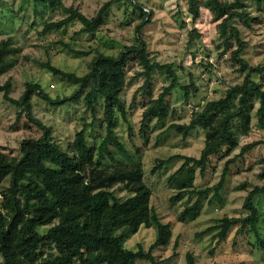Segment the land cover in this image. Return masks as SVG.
Returning a JSON list of instances; mask_svg holds the SVG:
<instances>
[{
	"label": "trees",
	"instance_id": "obj_1",
	"mask_svg": "<svg viewBox=\"0 0 264 264\" xmlns=\"http://www.w3.org/2000/svg\"><path fill=\"white\" fill-rule=\"evenodd\" d=\"M35 4L47 6L50 10H60L65 16L55 21L45 22L42 34L59 30L73 21L82 25L80 32L94 33L104 22L106 12L114 4L130 3L140 11L141 21L135 27V42L125 45L117 54L98 52L92 58L89 70L78 75L52 64L40 65L52 74L61 76L78 88L68 96L52 97L40 83L27 81L20 97L11 95L12 80L0 83L3 98L20 108L18 116L26 115L42 131L38 137L20 141L19 154L0 149V259L3 264H137L138 259L160 264L153 250L167 245L172 235V223L161 221L154 215L157 226L156 240L149 249L142 245L138 249L127 248L125 242L141 225L147 223L151 215L150 200L152 189L145 181V169L141 163L106 166V157L114 159L110 146L118 150L126 149L116 134V117L119 112L126 117L122 93L129 84V65L140 69L133 78L143 77V84L137 89L144 96L150 94L155 70L164 72L170 80L158 97H151L144 106L142 124L150 118L163 120L170 113L167 96L180 87L186 96L190 90L197 91L193 80L184 85L172 63H160L151 58L148 43L143 36V28L152 22V11H144L140 0H108L89 17L73 5L67 6L62 0H32ZM197 0H189L192 19L200 16ZM247 0H206L205 6L217 22L220 43L217 45L230 50L232 59L245 72L243 81L226 89L219 99L210 100L198 110L192 111L188 123H172L169 129H176L184 137L197 128L205 131V144L199 157L173 154L166 159H158L157 168L173 159H181L180 167L169 177L176 183L178 191L171 197L179 201L186 197L187 204L179 214V220L196 219L203 207L204 199L213 193L220 194L230 172L231 163L260 144L258 139L241 146L240 151L224 165L220 180L204 187L195 185L196 173L204 175L210 165L212 155H225L240 144V135L251 129L252 111L256 109L259 126L264 129V88L251 74L264 75V64L251 65L242 53L247 41L241 29L232 21L239 19L245 27L260 22L247 9ZM264 6V0H254ZM196 29L189 32L190 40ZM236 47L233 48V46ZM14 38L0 39V75L11 70L16 60L13 57ZM223 51V52H224ZM81 53V51H76ZM222 53H220L221 55ZM84 92L85 104L96 120L98 102L103 103L102 122L106 135L98 149L88 142V126L84 124L70 143L63 149L53 139L51 128L33 115L32 97L37 94L53 106L64 105ZM134 93V98L136 96ZM256 100L259 105L256 107ZM264 176V173H262ZM120 188L128 193L117 194ZM264 194V184L255 186L247 193L243 207L247 213L242 216H224L214 225L200 231L198 235L212 233L216 244L225 241L236 227L235 236L253 232L264 249V238L258 228L261 215L254 198ZM51 225L46 232L40 228ZM178 247V241L174 249ZM176 251L167 259L172 258ZM165 260V259H164ZM187 264H195L192 253H187ZM214 264H219L215 262ZM242 264V263H240Z\"/></svg>",
	"mask_w": 264,
	"mask_h": 264
},
{
	"label": "rangeland",
	"instance_id": "obj_2",
	"mask_svg": "<svg viewBox=\"0 0 264 264\" xmlns=\"http://www.w3.org/2000/svg\"><path fill=\"white\" fill-rule=\"evenodd\" d=\"M62 1L92 17L108 0ZM140 1L144 4L145 12L153 13L152 22L143 28L151 58L160 63H172L179 82L187 85L193 80L197 91L190 90L186 96L180 87L172 90L167 96L170 107L168 116L163 120L150 118L143 125L144 106L151 97H158L170 80L164 72L155 70L150 94L144 96L141 90L136 92L143 84V77L133 78L140 67L136 64L128 66L127 77L130 82L121 95L126 117L118 112L115 127L126 151L122 152L111 145L114 159L106 157L102 163L110 167L141 163L145 169V181L152 189V196L149 221L129 236L125 245L135 250L140 245L149 249L157 237L153 217L156 215L161 221L172 223L170 242L153 250L160 264H187V253L193 254L195 264H264V249L253 232L235 236L234 227L228 238L220 244H216L213 237L215 232L198 235L224 216H242L247 213L243 207L247 193L253 187L264 184V144L256 146L231 163L224 188L218 197L210 193L204 199L202 210L194 220H179V214L187 204L186 197L179 201L171 200L178 188L169 177L183 160L173 159L152 172L158 159H166L173 154L200 156L205 144V131L202 128H197L184 137L178 130L169 129V126L172 123H188L193 113L190 104L201 107L210 100L219 99L227 88L243 81L245 72L239 70L230 50L218 48L220 40L217 22L205 6L206 0L196 1L200 7V16L196 20L192 19L189 11V0ZM246 3L247 9L253 16L259 17L260 22L254 23L250 28L245 27L239 19H234L232 23L241 29V34L247 41L243 58L251 65L264 64V6L254 0H247ZM64 16L62 11L50 10L32 0H0V39L9 36L14 38L13 57L16 60L11 70L0 75V83L12 80L13 97L21 96L27 81L40 83L52 97L71 95L78 86L52 74L40 62L50 61L63 70L83 75L89 70L96 53L117 54L125 45L134 43L135 27L142 19L140 11L130 3L114 4L106 12L99 30L94 33L80 32L81 23L73 21L62 29L42 34L45 22ZM192 29L196 31L190 40L189 32ZM251 76L264 88V75L253 73ZM32 103L33 115L51 128L54 141L63 149H68L77 132L84 124L90 125L92 121L95 124L87 129L89 144L98 149L106 135L105 124L102 122V100L98 102L96 120H93L94 116L85 104L84 92L64 105L53 106L37 94L33 95ZM258 105L256 100V107ZM19 110V107L6 101L0 93V149L13 154L20 153L22 139L38 137L42 132L26 115L18 116ZM255 110L252 111V129L248 134L240 135L239 146L228 155L224 154L226 148L223 152L212 155L204 175L197 171V187L216 184L226 161L238 154L242 145L264 139V129L259 126ZM117 194L128 196L120 188L117 189ZM254 202L261 215L258 228L264 238V194L256 196ZM50 227L51 225L43 226L40 231L46 232ZM176 241L178 247L175 250ZM174 251L176 254L167 259ZM0 264H3L2 259ZM137 264L151 262L138 259Z\"/></svg>",
	"mask_w": 264,
	"mask_h": 264
},
{
	"label": "built area",
	"instance_id": "obj_3",
	"mask_svg": "<svg viewBox=\"0 0 264 264\" xmlns=\"http://www.w3.org/2000/svg\"><path fill=\"white\" fill-rule=\"evenodd\" d=\"M192 104H190V107L192 108V111H196L198 110L200 107L199 106H193Z\"/></svg>",
	"mask_w": 264,
	"mask_h": 264
}]
</instances>
